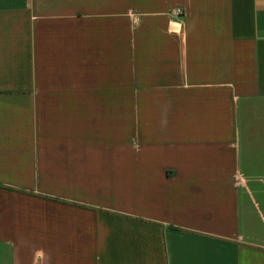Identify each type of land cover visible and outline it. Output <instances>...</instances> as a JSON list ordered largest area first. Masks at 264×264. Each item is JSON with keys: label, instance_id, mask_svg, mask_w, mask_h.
<instances>
[{"label": "crops", "instance_id": "obj_1", "mask_svg": "<svg viewBox=\"0 0 264 264\" xmlns=\"http://www.w3.org/2000/svg\"><path fill=\"white\" fill-rule=\"evenodd\" d=\"M0 264H264V0H0Z\"/></svg>", "mask_w": 264, "mask_h": 264}, {"label": "built area", "instance_id": "obj_2", "mask_svg": "<svg viewBox=\"0 0 264 264\" xmlns=\"http://www.w3.org/2000/svg\"><path fill=\"white\" fill-rule=\"evenodd\" d=\"M183 14V9L181 7H175L170 10L171 19L170 22L174 25H179L181 22V16Z\"/></svg>", "mask_w": 264, "mask_h": 264}]
</instances>
